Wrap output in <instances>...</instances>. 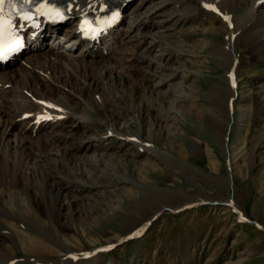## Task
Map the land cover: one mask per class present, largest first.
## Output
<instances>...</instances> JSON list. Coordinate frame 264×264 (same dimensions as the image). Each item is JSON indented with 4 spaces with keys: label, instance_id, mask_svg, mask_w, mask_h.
<instances>
[{
    "label": "rangeland",
    "instance_id": "374dc122",
    "mask_svg": "<svg viewBox=\"0 0 264 264\" xmlns=\"http://www.w3.org/2000/svg\"><path fill=\"white\" fill-rule=\"evenodd\" d=\"M189 2L199 7L185 17L176 1L129 0L117 27L128 34L114 53L85 57L99 63L90 117L48 121L42 133L60 138L63 157L53 149L59 164L46 176L62 192L49 196L34 180L25 193L0 188V250L9 248L11 264H264V1H241L231 23L207 0ZM149 14L145 25L133 21ZM51 48L42 52L62 62L69 55ZM73 98L74 111H85ZM117 115L115 129L126 138L140 132L152 152L132 145L136 138L105 137ZM182 194L202 198L171 209ZM57 197L64 229L52 231ZM7 204L38 211L46 228L39 217L31 225L20 211L5 214ZM32 236L41 244L30 251Z\"/></svg>",
    "mask_w": 264,
    "mask_h": 264
},
{
    "label": "bare ground",
    "instance_id": "6f19581e",
    "mask_svg": "<svg viewBox=\"0 0 264 264\" xmlns=\"http://www.w3.org/2000/svg\"><path fill=\"white\" fill-rule=\"evenodd\" d=\"M45 1L65 6L67 9L66 14L56 17V22L41 15L36 16L32 20L20 21L18 29L21 33L27 34V47L21 54L20 58L14 57L6 66H0V188H3V193L7 192L10 194L18 191L25 193L26 189L24 186L29 180L41 182L48 190L49 196H52L55 192H62V186L64 185L61 184V187L58 188L57 184L59 183L56 181L49 184L48 177L46 176L47 166L48 164H51L50 162L56 165L59 164L57 159L53 160L54 157L51 153L53 149L57 150L54 156L63 155V153L57 149V146H59L61 141L60 138H57L53 133L43 136V128L47 126L46 122L48 121L52 122V124L61 126L75 116L78 119L77 121H85L90 117V113L86 112L87 106L90 105L88 104V95L90 94L91 87H93L98 80L97 72L99 63L97 67V61L90 63L85 60V57H90L92 60L97 57L102 58L108 54L107 58H109L111 56L110 54L114 53L112 51L116 49L117 41L119 39L122 41L123 37L128 34L126 33L127 30L124 31L122 27L117 29V27L121 21L120 14L122 9L126 6L129 0ZM167 1H176L183 12L182 16L185 17L192 14V12L195 11L194 7L199 5H192L189 0ZM241 1L244 0H207V3L209 6L214 7V9H216L223 17L228 18V22L231 20L236 22L240 17L237 13V15L235 14L233 9H236ZM263 1L264 0H262V2ZM155 6L156 5L153 7ZM252 13V18H254L255 11ZM89 15H94L96 18H101L106 22L115 19L113 23L109 24V29L106 33H104L99 39L90 43L81 40L82 34L79 31L80 21ZM139 17H136L133 20L138 23L137 26L145 25L147 21L150 20V14L143 20H140ZM53 26L60 29V35H56V30H53ZM47 38L50 39L49 42L52 40L51 45L53 47L49 46V43L46 42ZM108 45L110 46L109 48H107ZM45 46L47 48L52 47L63 53H69V55L66 53L68 58L65 56V61L63 60L64 62H62L55 56L43 53L42 49ZM77 55H79V57L82 56L83 59L70 63L72 56ZM113 58L115 59L116 57ZM107 64L110 69L114 68L113 62L109 61ZM27 67H30L31 71L27 72ZM104 70L102 69V71ZM105 74V72L98 73L101 77ZM9 85L11 88L6 89ZM85 85L89 86L87 91L86 88H84ZM73 95H76L77 98L81 100L85 111H81V113H76L74 111L75 100ZM116 119H118V115L113 119L112 123L110 122V124L106 126L105 137H109L114 142L118 141L121 144L136 138L137 140H135V144L132 143V145L138 147V143L143 144V149L152 152L149 143L141 138L140 132L126 138L122 131L115 129ZM11 137L15 138V140L12 139L14 140L13 142L11 141ZM125 139L126 141H124ZM26 144H31L32 146L35 144V146H37L36 152L34 151L35 149L31 150L30 146L28 147ZM73 148L74 151H79L81 149L84 150L86 146H83L80 142L74 145ZM141 150L142 149H140L139 152H141ZM78 153H80V151L75 154L77 155ZM76 155L74 156L76 157ZM71 172L74 173L76 171L71 170ZM21 178H27V180L21 181ZM226 182L227 185L231 183L228 179H226ZM99 184H101V182H99ZM95 185L96 183L87 181V186L89 188ZM65 186H69V184H65ZM18 194L15 195L18 196ZM186 197L187 195L185 194L179 195V197L174 198V200L172 199L173 201L169 203V206L171 209L178 208L185 204L200 202V198H202L197 197V199H190L189 196ZM188 198L190 200H188ZM16 199H18V197ZM26 206L27 205H22L21 208H19L18 206L7 204V208L3 207V210L5 214H9L13 217V214H17V211H20L22 218L27 221L28 219L31 220L30 218L36 217H39L38 219L41 220L38 211L32 212L30 207ZM54 206V210L57 211L54 212V222L51 228L52 231H59L64 229V224L62 223L63 216L60 213V208L62 206L60 197H57ZM10 210L13 211V213H10ZM39 222L41 226L46 228L44 222L42 223V220ZM149 223L150 222H146L144 226H147ZM19 224L21 223L13 222L11 223V226L13 229L20 230L18 229ZM29 224L31 223L29 222ZM37 224L38 223H36V226H38ZM25 227L28 228V226ZM33 237L34 236H32L29 241L30 246L32 247L29 248L30 251L36 250L40 243L38 238ZM8 249L9 248L6 247L0 250L1 264H11L12 257L10 254L12 252ZM74 262V260L67 259L58 264H75Z\"/></svg>",
    "mask_w": 264,
    "mask_h": 264
},
{
    "label": "snow or ice",
    "instance_id": "6c2138e0",
    "mask_svg": "<svg viewBox=\"0 0 264 264\" xmlns=\"http://www.w3.org/2000/svg\"><path fill=\"white\" fill-rule=\"evenodd\" d=\"M9 3L12 2V0H8ZM5 3V0H0V18H2V12H3V9H2V5Z\"/></svg>",
    "mask_w": 264,
    "mask_h": 264
},
{
    "label": "water",
    "instance_id": "95a60500",
    "mask_svg": "<svg viewBox=\"0 0 264 264\" xmlns=\"http://www.w3.org/2000/svg\"><path fill=\"white\" fill-rule=\"evenodd\" d=\"M233 100H234V98H233ZM233 100H231V103H230V105H231V107H232V114H234V111H233V106H232V101ZM227 144V143H226Z\"/></svg>",
    "mask_w": 264,
    "mask_h": 264
}]
</instances>
